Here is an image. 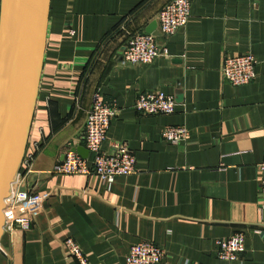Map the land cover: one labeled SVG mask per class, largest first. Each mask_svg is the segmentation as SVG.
Returning <instances> with one entry per match:
<instances>
[{"label": "crops", "instance_id": "0c3cea01", "mask_svg": "<svg viewBox=\"0 0 264 264\" xmlns=\"http://www.w3.org/2000/svg\"><path fill=\"white\" fill-rule=\"evenodd\" d=\"M165 0H49L36 100L21 158L32 202L27 229L0 236V264H77L61 240L74 239L89 264H123L128 245H160L161 264H264V210L256 208L264 159V0H192L186 23L168 36L152 31L168 56L120 64L119 49L144 30ZM250 52L254 78L224 80V53ZM113 100L101 149L125 140L136 170L105 182L94 174L52 172L67 147L82 145L93 91ZM171 95L170 113H139L137 93ZM183 124L179 142L162 138ZM21 160V159H20ZM17 170L22 171L19 163ZM244 233L233 260L213 239Z\"/></svg>", "mask_w": 264, "mask_h": 264}, {"label": "built area", "instance_id": "2783aa9c", "mask_svg": "<svg viewBox=\"0 0 264 264\" xmlns=\"http://www.w3.org/2000/svg\"><path fill=\"white\" fill-rule=\"evenodd\" d=\"M192 0H165L155 14L157 32L168 36L186 23ZM168 56L164 43L156 40L155 33L139 30L130 33L124 39L118 61L120 64L147 63L156 56ZM256 58L250 52L224 53L218 71L230 84L246 83L254 78ZM170 94L160 89H150L137 93L132 106L139 113H170L174 108ZM117 106L113 100L105 99L95 89L82 123L81 141L87 149L85 157L67 147L60 160L53 164L51 171L64 174H94L99 179L110 182L116 175H125L136 170L132 148L125 140L112 141L108 149H101L110 120L116 115ZM188 130L183 124H166L160 134L169 142H179L187 136ZM20 163L23 170H17L9 185V190L2 207V233L11 240V233L24 232L31 219L32 202L28 188L24 187V176L31 171L29 155H24ZM258 170L256 208L264 210V159L256 163ZM213 253L224 260H233L244 251V233L234 231L226 236L213 239ZM67 255L72 256L77 264H89L88 259L71 237L61 240ZM164 251L150 240L142 239L128 245L123 264H161Z\"/></svg>", "mask_w": 264, "mask_h": 264}, {"label": "water", "instance_id": "95a60500", "mask_svg": "<svg viewBox=\"0 0 264 264\" xmlns=\"http://www.w3.org/2000/svg\"><path fill=\"white\" fill-rule=\"evenodd\" d=\"M49 0H0V236L2 207L27 136L44 50ZM155 21L144 27L151 31ZM85 157L87 149L70 147Z\"/></svg>", "mask_w": 264, "mask_h": 264}]
</instances>
